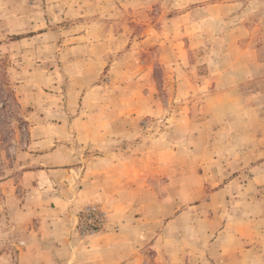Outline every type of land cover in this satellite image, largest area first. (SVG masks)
Wrapping results in <instances>:
<instances>
[{
  "label": "rangeland",
  "instance_id": "rangeland-1",
  "mask_svg": "<svg viewBox=\"0 0 264 264\" xmlns=\"http://www.w3.org/2000/svg\"><path fill=\"white\" fill-rule=\"evenodd\" d=\"M88 26L121 50L73 49ZM165 37L176 64L160 62ZM179 72L194 90L177 89ZM0 82V264H18L33 224L24 171L75 151L82 172L98 117L125 120L108 149L134 185L84 205L80 239L131 222L140 264H264V0H0ZM8 92L19 107L2 108ZM88 206L107 223L81 235Z\"/></svg>",
  "mask_w": 264,
  "mask_h": 264
},
{
  "label": "crops",
  "instance_id": "crops-1",
  "mask_svg": "<svg viewBox=\"0 0 264 264\" xmlns=\"http://www.w3.org/2000/svg\"><path fill=\"white\" fill-rule=\"evenodd\" d=\"M188 13L189 11L186 14ZM186 26L190 25L185 24ZM88 28L92 29L91 33L86 30L84 34L70 40L82 41L74 44L73 49L83 51L82 55L87 58L99 60L103 59L111 48L121 50V41L111 42L105 35L94 36L96 27ZM160 34L163 35L161 31ZM159 41L160 45H164L161 46L160 62L166 66L178 63L175 48L169 51L165 49L169 38L165 37ZM124 57L120 54L116 63L121 62ZM177 79L179 80L177 89L181 92H189L196 88L192 76L188 77L187 74L179 72ZM85 122L89 127L96 126L97 129L95 133L86 136V148L90 150V154L86 157V165L82 172H79L74 164L77 162L75 151L70 152L73 154L72 160L64 168L61 166L65 163L61 162L56 163L60 168L24 171V175L30 174L31 178H34L35 184L25 185L30 190L28 197L32 195V198H27L22 205L25 213H21L20 217L22 222L33 221V224L31 228H27L20 241L18 264H140L137 250L143 235L136 231V226L131 222L128 225L122 223L121 226L124 228L120 226L117 231H109L87 239H80L74 228L76 214L84 205L95 200L107 203L111 200L104 190L115 186L118 189L127 188L130 183L134 185L126 174L118 176L121 168L124 170L127 168L117 166L119 161L114 160L116 153L108 149L110 145L114 146L118 142L121 135L118 130H123L125 120L120 117H98L91 121L86 118ZM58 139L59 137L55 140ZM57 148L58 145L54 153H57ZM104 163H108L106 168ZM114 198L116 197L113 195L112 199Z\"/></svg>",
  "mask_w": 264,
  "mask_h": 264
},
{
  "label": "built area",
  "instance_id": "built-area-1",
  "mask_svg": "<svg viewBox=\"0 0 264 264\" xmlns=\"http://www.w3.org/2000/svg\"><path fill=\"white\" fill-rule=\"evenodd\" d=\"M82 213L83 217L78 224L81 235L92 234L100 230L107 223L106 213L101 208L88 206Z\"/></svg>",
  "mask_w": 264,
  "mask_h": 264
},
{
  "label": "trees",
  "instance_id": "trees-1",
  "mask_svg": "<svg viewBox=\"0 0 264 264\" xmlns=\"http://www.w3.org/2000/svg\"><path fill=\"white\" fill-rule=\"evenodd\" d=\"M1 85H2V83L0 82V90L1 91H6L5 89H2ZM10 92L7 93V96L2 101V108L3 109H8V108H11V107H19V103L17 102L14 94H12ZM23 122L27 123L26 121H23Z\"/></svg>",
  "mask_w": 264,
  "mask_h": 264
}]
</instances>
